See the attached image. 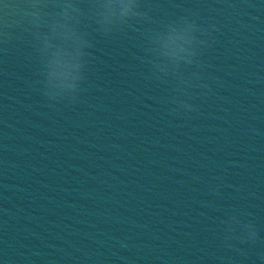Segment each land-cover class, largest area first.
<instances>
[{
  "label": "water",
  "instance_id": "95a60500",
  "mask_svg": "<svg viewBox=\"0 0 264 264\" xmlns=\"http://www.w3.org/2000/svg\"><path fill=\"white\" fill-rule=\"evenodd\" d=\"M47 2L41 67L27 0H0V264H264V0H141L154 22L108 36L110 0ZM180 17L214 40L191 115L172 113L143 35ZM82 51L78 100L50 106ZM233 214L256 244L227 246Z\"/></svg>",
  "mask_w": 264,
  "mask_h": 264
},
{
  "label": "clouds",
  "instance_id": "9594fccd",
  "mask_svg": "<svg viewBox=\"0 0 264 264\" xmlns=\"http://www.w3.org/2000/svg\"><path fill=\"white\" fill-rule=\"evenodd\" d=\"M118 10H114L112 3L104 5L109 11L105 15L104 22L98 27V30L105 36L111 35L117 31H126L133 28L136 23L151 25L154 21L149 11L142 10L141 0H115ZM96 7V5H92ZM49 7L47 0H27V5L21 8V12L28 19V23L34 29L32 36L35 41V49L39 54V61L42 67L44 51L41 48L42 41H47L49 36L40 31L44 23V9ZM60 11L54 14L53 22L50 25L53 35L60 27L55 20L56 16L61 14V10L67 7H73L69 2L57 4ZM78 10V9H76ZM214 30V29H213ZM147 47L146 52L151 57L148 60L150 64L151 75L158 81H165L173 77L176 82L175 95L171 97L170 104L175 105L171 111L173 114L183 113L191 115L195 111V105L192 101L195 99L194 90L211 91L210 84L204 83L203 71L205 65L202 61L204 49L212 47L214 40L211 39V33L198 25L195 18L180 17L169 20L161 25L158 29L146 27L143 33ZM80 47L88 49L92 46L89 39L78 37ZM84 59L80 67L83 69L78 77L79 86L74 89L71 95H51L44 91V94L51 102L50 106H55L61 101L68 99L75 103L82 91L81 85L86 81L85 69L88 55L87 51L80 53ZM197 69L193 71L192 69ZM182 69H188L189 74H185ZM42 76V72H41ZM216 195L219 194V188L214 189ZM226 226L225 242L227 246H233L232 242L237 241L242 244H256L260 240L259 233L254 224L245 222L242 215L233 214L227 221L222 222ZM261 243H264L262 241ZM264 260V254L261 255Z\"/></svg>",
  "mask_w": 264,
  "mask_h": 264
}]
</instances>
